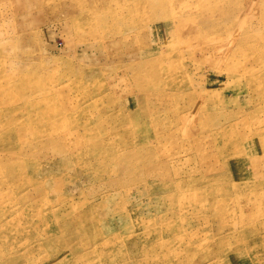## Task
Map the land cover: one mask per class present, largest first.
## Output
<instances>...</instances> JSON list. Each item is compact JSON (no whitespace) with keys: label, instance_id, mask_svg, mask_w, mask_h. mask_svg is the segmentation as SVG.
<instances>
[{"label":"rangeland","instance_id":"rangeland-1","mask_svg":"<svg viewBox=\"0 0 264 264\" xmlns=\"http://www.w3.org/2000/svg\"><path fill=\"white\" fill-rule=\"evenodd\" d=\"M0 264H264V0H0Z\"/></svg>","mask_w":264,"mask_h":264}]
</instances>
